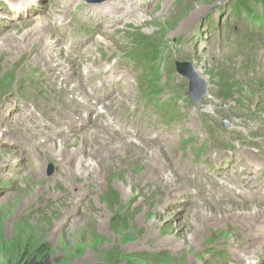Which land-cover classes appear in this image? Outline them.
Returning <instances> with one entry per match:
<instances>
[{"label":"rangeland","instance_id":"obj_1","mask_svg":"<svg viewBox=\"0 0 264 264\" xmlns=\"http://www.w3.org/2000/svg\"><path fill=\"white\" fill-rule=\"evenodd\" d=\"M110 1L103 2L110 4ZM134 1L127 0L132 6H134ZM231 1L168 0L165 3L167 9L163 11V0H151L150 2L146 0L147 4L143 7L147 8L136 10L137 12L135 11L130 18L117 26H112L111 28L115 29L113 36L106 39L98 34L102 33L104 27L93 26L97 22L89 26L91 10L85 5L89 2L82 1L80 13L81 15L84 13L85 19L74 20L70 26L72 33L81 36L84 42V47H79L77 52L81 51L80 57L85 62L83 64L85 67L89 64L85 59V47H88L91 41L99 39L103 42V45H100L102 54L92 48L93 54L98 57L100 55L109 56V47L111 51H115L125 44L127 51L134 46V36L131 34L134 30L139 31L138 34H144L142 37L147 38L144 42L146 46L150 45L152 51L155 48H161L158 42L164 43L161 49L163 53H166V58L160 70L157 68L158 73L152 75L153 79L149 88L151 92H153L151 88L155 87L163 86L165 89L171 86L173 88L172 84L162 82L161 79V73L164 74V71L170 70L175 77V81H171L176 85L177 92L176 97L169 98L171 100L180 99L179 90L187 96L188 84L185 78L176 73L172 61L174 59L188 62L197 75L207 81L205 83L208 86V92L204 99L210 97L208 94H211L213 98L207 100L209 104L204 106V110L208 112L206 115H202L200 109H196L191 102L187 101L183 104L178 101L180 107L175 109V112L181 120L174 122L178 124L171 125L172 127L166 124L168 121L166 117H159L153 110L147 114L148 107H144L137 99L136 95L139 96L136 85L137 73L139 70L143 74L147 73L148 68L147 64L141 68L137 67L143 63V60L127 56L124 62L128 68L136 72V76L131 78L135 84L132 90L128 89L125 92L123 82L113 81L114 78L105 72L101 75L103 76L101 80L104 81V89L106 88L104 96L106 97L100 92L103 98L84 93L79 97L82 104L76 110H67L60 116L52 117L44 113L45 117H43V112L36 107L37 99L33 90L37 91L38 87H44L49 77L45 76V80L40 81L42 72L39 73V68L46 67V63L36 60L35 57L34 63L32 60L36 49V45L31 42L33 36L29 34L32 25L17 26L19 32H14L9 28L3 29L0 33V49L4 47L6 51L1 53L0 50V79L2 81L0 103L4 92L9 88V85L6 87L7 82L17 84L16 87L20 90L19 97L34 99V102L30 118L24 122V127L15 129L16 134L19 135L11 139L12 142L9 140L7 144L0 146V150L12 152L13 158L15 156L25 157L20 164H17L15 160H6L0 166V264H18L20 257L41 260L46 257L48 258L47 264H227V249L222 243L224 239L232 238V231L227 230L225 226L212 231L210 227L212 225H206L203 235L188 240L199 223L195 219L197 212L203 211L207 214L209 211L212 214L208 215L211 219H203V224L204 220L216 221L217 219L214 218L219 215L218 213L224 219L225 214H229L222 209L199 205L200 198L193 193L196 190L192 185L194 179L192 170L190 172L183 170V173L185 172L183 177L188 180L186 183L175 173V163L171 157L169 159L166 157L162 149L163 155L161 156H164L165 162L168 161L167 169L160 168L161 170L158 169L157 172H151L145 168L151 164V160L145 157L142 159V156L145 153L147 155L151 149L154 150L152 153L154 155L157 146L147 150L143 147L137 149L133 147L130 152L129 148L127 149V145L130 146L128 141L125 149L121 147L124 149L123 152L115 148L104 151L106 146H102V137L99 142L101 148L96 147L95 150L92 144H88L87 139L89 141L94 139L91 134L97 133L94 129L97 128L101 130L104 142L109 144H112V141H108L107 136L120 140L130 139L134 142L135 134L127 135L129 125L122 118L137 115L143 123L147 122L148 118L150 120L155 118L157 122L154 125L158 129L169 127V130L173 128L183 130L188 127L189 130L195 132V127L199 128L200 136H205L202 154L203 157H208L211 156L208 150L214 144V136L204 132L200 126L224 130L232 125L235 132L238 130L235 125H239L247 139L250 138L249 141L252 144L255 142V147L253 145L251 149L253 155L262 157L264 161V91L261 89L264 86V73L262 72L264 48L260 49L264 43V25L257 24L255 36L253 38L248 36L251 35L249 32L251 22L247 20H252L253 14L250 12L246 14L247 20L240 13L234 15L230 11ZM252 1L256 9L261 10L260 2L263 0ZM57 2L62 4L63 0ZM37 3L41 5L43 1L38 0ZM158 3L159 6L151 5ZM4 7L14 16L13 8L0 1V12ZM119 12V16L125 15L124 10ZM156 12L160 15H156ZM194 12H198V16L194 15ZM41 13L43 14V11ZM7 23L14 25V21L8 17H3L0 21L2 26ZM68 24L70 22L67 20L62 22L63 26ZM49 27L54 29L53 25ZM186 29L188 31L183 32ZM7 32L14 34V40L17 36L19 38L21 34L22 36L25 34L21 40L25 44L16 43L18 49L10 47L7 49L8 46L5 47L1 42L3 35ZM105 44L107 45L104 46ZM171 45L174 49H169L172 50L169 53L166 47ZM148 49L149 46L140 47L137 53L147 56L149 55ZM116 60V56H112L93 69H110ZM198 60H208V62L198 65ZM165 77L168 78V74L164 75ZM141 79L144 83L147 81L145 76ZM100 83L97 79L91 85L95 87L94 84L100 85ZM220 83L226 87L221 92L217 88ZM49 89L47 87L45 95L40 93V101L47 100ZM130 91H133V95L131 101H128L127 96ZM115 93L120 98L124 97L122 99L124 102L118 104L117 109L114 103L109 101L110 95ZM69 96L66 95L65 100ZM163 96H158V98L162 100ZM15 108L19 109V106ZM92 110L93 112L97 110L95 114L100 118L98 123H93L90 119ZM9 114L14 115L13 109L9 110ZM22 114L15 121H20ZM203 119L210 120V127L203 124ZM80 120L84 123L80 124ZM224 120L228 123L226 127L223 126ZM184 121H186L185 124H181ZM131 122H134V119H131ZM137 131L139 133L141 129L138 128ZM183 133L184 135L176 132L172 134L174 135L171 140L173 141L172 156L178 152L177 147L181 148V141L187 136L188 131L185 130ZM256 135L258 136L254 138L253 136ZM63 138H68L69 142L61 144ZM20 140L29 141V143L21 148L18 145ZM167 142V139H158L154 136L143 139L139 135L137 138V144L144 147H152V144H167ZM50 143H53V147ZM60 145L63 146L62 149ZM116 147L119 145L117 144ZM76 148H81L80 154L83 157H76L74 164L81 172L77 171L72 180V178L68 179L66 174L75 167H67L64 160H67L71 150L73 149V153ZM231 148L237 150L236 142L231 143ZM108 151L115 152L116 156ZM134 153L136 156H132ZM73 155L76 156L75 152ZM52 156L53 159H50ZM102 156L105 164L99 161L103 160ZM191 158V151L189 147H186L183 164L186 159L187 162H191ZM128 162L133 165L124 168ZM203 162L201 168L206 172L205 187L210 186L207 187L208 189L218 186L220 180L215 179V175L224 179L225 175L238 172L241 168L239 164H234V156L226 162L224 160L216 162L213 166L205 164L207 161ZM32 163L36 164L34 169L29 168ZM224 164L226 168L222 166ZM82 165L87 169H84ZM117 168L122 169L113 172V169ZM247 169L250 171L251 181H256L259 187L264 186V172L257 177L252 163L247 166ZM242 171L239 172L240 177L243 176ZM158 172L167 174L159 176ZM70 187L73 188L69 190ZM241 187L244 189L243 195H230L229 197L230 205L234 209L238 206H249L246 191L253 192V190L244 183ZM77 189L82 191L83 196L72 201L69 195L71 191ZM180 189L184 190L182 196L178 195ZM256 193L263 195L264 191ZM54 195L59 198L55 199ZM237 201L243 205H238ZM194 204L196 205L193 206ZM74 205L75 209L72 210ZM249 208L253 209V207ZM242 220H245L244 217ZM210 242L217 243L219 246L207 248L211 245Z\"/></svg>","mask_w":264,"mask_h":264},{"label":"bare ground","instance_id":"obj_2","mask_svg":"<svg viewBox=\"0 0 264 264\" xmlns=\"http://www.w3.org/2000/svg\"><path fill=\"white\" fill-rule=\"evenodd\" d=\"M4 1L10 6H13L11 8L17 9L18 12L14 16H9L10 14H6L2 16V13H6L8 11V9H2V11L0 12V21L3 20V17L7 16V17H10V19H13L14 25H10L7 23L2 26L0 24V33L5 28L13 29L14 32H19L20 30L17 28V26L25 27L27 25H30V26L32 25V29H31V32H29V34L33 36L31 42L36 45L35 54L32 58L33 63H34V57L36 60H41L46 63V69H44V67L39 68V73L44 72L46 76L49 77L47 78L48 80L47 83L50 88L49 89L50 93H49L47 100L40 101L37 104V107L41 109L40 112H43V115H42L43 117H45V114L48 117H52L54 115L60 116L64 111L76 110L81 105L82 102L80 98L76 103H75V100H69L68 102H66L64 98L66 95L81 96L82 94L87 93L97 98H103L99 94V92L104 96L105 91L95 90L92 87L91 83L94 82L96 78H98L105 72L109 73V75L114 78L113 81H116L117 83L123 82L125 92H127L128 89L132 90V88H134L135 84L131 81V78L136 76V72L132 68L130 67L128 68L127 67L128 65H126V62H124L125 56L127 53V51L125 50V44L120 46L115 51H111L109 47L108 48V50L110 51L109 56L100 55V57H98L96 56V54H93L92 48H94L97 52L101 53L100 47L103 45V42L99 39L98 41L96 40L91 41L89 43V46L85 47V59L89 62V64L86 67L85 65H83L85 62L82 61L80 57L81 51L79 52L77 51L79 47H84V42L80 38L81 36H77L76 34L72 33L70 26L74 20L82 19V15L80 13L81 11L80 6L82 5V1H85V0H63L62 4L58 3L56 0H53V2H46V0H41L43 1V3L39 5L38 8H35V9H33V7L30 8L29 5L31 3H34V5L36 6V4H38L37 3L38 0H4ZM48 1H51V0H48ZM148 1L150 2L151 0H148ZM167 1L168 0H163L164 2V6L162 9L163 11H166L167 9L166 4H165ZM89 2L90 3H85V5L89 7L91 10V13L94 14L95 19L97 21V25H100L105 28L103 29L102 33H98L104 39L110 36H113L115 29L111 28L112 26H117L122 21L130 18L136 10L138 9L142 10L143 8H147L146 6L143 7L144 5L147 4L146 0L145 1L135 0L134 1L135 7L129 4L127 0H111L110 4L105 3V2L97 3V0H92ZM151 5L159 6V3L157 5L156 4H151ZM23 9L25 12L20 11ZM199 9L202 10L203 8H199ZM95 10H98V11H95ZM123 10H124L125 15L119 16L118 14L120 13L119 11H123ZM41 11H43V14L41 13ZM197 13L194 12V15L196 14L198 16ZM156 15L159 16L160 14L156 12ZM65 20L70 22V24H68L67 26H63L62 22ZM49 25H53L54 29H51ZM11 26H13V28ZM47 26H48V29H47ZM187 31L188 29L184 30L183 32H187ZM133 32L135 34L139 33V31L137 30H134ZM27 35L28 34H26V36ZM23 36L21 34L19 38L17 36L16 37L17 39L14 40L15 38L14 34L12 33L10 34V32L9 33L7 32L3 35L1 39L2 45H5V47L8 46L6 47L7 49H9V47L18 49L19 47L16 46V43H22V45L25 44L21 42ZM99 42L101 44H99ZM65 45L66 47H64ZM106 45L107 44H105L104 46ZM3 48L4 47L0 49L1 53H3V51H6ZM171 51L172 50H169V53ZM88 54L90 55L89 57L87 56ZM112 56H116L117 60L113 63V66L110 69L108 68L107 69L105 68L104 70H101V69L94 70L93 69V68L99 67V65H101V62H103L104 60H108ZM205 62H208V60H198L197 64L202 65ZM262 65H263L262 72L264 73V51H263ZM152 66L155 67V64H153ZM55 67L57 68L58 72L55 71ZM155 73H158L157 69ZM152 79H153V76H150L149 84L147 85L148 90L146 92H141V87H142L141 81L137 80L136 82V85L138 87V93H139V96L136 95V97L137 99L140 98V100H142L143 102H146V105L148 107L147 114L151 110H153L154 113L157 112L154 105L162 101L158 98V96H162L164 95V92H166L163 86H161L162 94L158 92V93H155L157 95L155 96V94L151 92L149 88ZM172 80L175 81V77ZM164 81L167 82L166 80ZM1 83L2 81L0 79V86H1ZM167 83H170L173 85V88H172L173 92L171 91V97L169 98L176 97L177 96L176 85L173 84L171 80ZM8 85H9V88H7V90L4 92V95L2 96L3 100L0 103V146L7 144L9 140L12 142L11 139H14L15 137L19 135V134H16L15 129L24 127L23 126L24 122H26L30 118V115L32 112V105L34 102V99L19 97L20 90L17 89L16 87L17 84L15 83L6 84V87ZM261 89L262 91H264V86ZM33 94H34V91H33ZM132 95H133V91H130L127 96L128 101H131ZM250 97H253V96H250ZM123 98H120L119 95L115 93L114 95H110L109 101L114 103L115 109H117L118 108L117 105L120 104L121 102H124V100H122ZM12 99H16V101L13 102ZM169 101L177 102L178 99L177 100L169 99ZM11 103H14V105H11ZM16 106H19V109L18 108L16 109L15 108ZM22 108H24L23 111H22ZM10 109H13L14 115L9 114ZM95 112H97V110H94V112L92 110V116L90 119L92 120L93 123H98L100 118L99 116L95 114ZM101 112L105 113L104 111H101ZM21 114H22V117L20 121H15L18 119V117ZM131 119H134V122H131ZM74 120H75V117H74ZM81 120L79 121V123L83 124L84 122H82ZM122 120L128 123L129 125L127 135L132 136L133 133L135 134L136 140L134 142L131 141L130 139L120 140L119 138L113 139L107 136V140L112 141V144H109L108 142H104V136L101 133V130L94 128L95 130H97L96 131L97 133L91 134L94 137V139L92 141H89L87 139L88 144H92V147L94 150L96 149V147L97 149L101 148V143L99 142L102 137L103 139L102 146L104 147L106 146L104 148V151L106 149L108 150L112 148H113L112 150H114L115 148L116 150L123 152V150L126 147V143L128 144V141H129L130 146L127 145L128 146L127 149L129 148L130 152H132L133 147H135L136 149L143 147L147 150L148 148H153L154 146H157L154 155H152L154 150L151 149L149 153L147 152L148 153L147 155L145 153L142 156V159L143 157H145L147 160H151V164L145 167L151 172H157L158 169L160 168L163 170L167 169L168 161L166 160L165 162L164 156H161L163 155L161 151L162 149L166 157L168 159L169 157H171V159L173 160V163H175L176 165L175 173L179 177L184 179L186 183H188V180L183 177V175H185L184 174L185 172L183 173V170H187L188 172L192 170L193 175H194L192 185L196 189V191H194L193 193L196 196H199L200 198L199 205H201L202 207L222 209L226 213H229V214H225L226 216L225 219L224 217L221 218V214L218 213L219 215L214 218V219H217L216 221L211 222L209 220H204V224H203V219H211L208 217V215L210 216L212 214L209 213V211L207 212V214L206 212H204L205 215L203 211L197 212L198 215L195 216V219L198 220L199 223L197 227L195 228V230L191 233V236L188 238V240L196 239L200 235H203L204 231H206V227H205L206 225L208 226L212 225L210 226L212 231H214L215 228H220L222 226H225L227 230L232 231V238L224 239L222 243L223 246L227 249V254H226L227 264H249L251 262L254 264H264V196L258 195L256 193L250 194L251 190H247L246 199L249 197V204H248L249 206L244 207L242 206L243 204H241L240 201H237L238 202L237 204L242 206V207L238 206V208H235L237 209V211L234 208H232V206L230 205V201H229L230 195H243L244 189L241 187L242 183L249 186L253 191H256V192L264 191V186L259 187L256 181H251L250 172L247 170V168L244 167L242 169L243 176L240 177L238 172L231 173L230 175H226L225 183L223 184L218 183L217 187L208 189L207 187H210V186L205 187V181L207 179V176H206V172L201 168L199 151L197 149V147L203 141V138H204L203 136L198 137L195 141L196 144L194 145V149H193V161L187 162L186 161L187 159H186L183 164V160L185 157V150L183 148L177 147L178 152L174 156H172L173 141H171L174 136L172 135L173 132H176L179 135H182V128H178V129L173 128L172 130H169L167 128L158 129L153 124L157 122L155 118L153 120H150L148 118V121L143 123L141 122V120L138 118L137 115L125 116L122 118ZM256 121L258 122V120ZM168 126L172 127L171 123H169ZM138 128L141 129L139 133L137 131ZM235 128L238 129L235 131L236 135L241 137L243 134H242V130L240 126L235 125ZM139 135L143 139L154 136L158 139H164V140L167 139L168 142L167 144H161V145L152 144L151 145L152 147H148V146L144 147V146H141L140 144H137V138L139 137ZM249 140L251 139L249 138ZM66 141L69 142L68 138H63V141L61 140L60 143L63 144V142L65 143ZM27 143H29V141L20 140L18 145L21 148H23L27 145ZM97 143H98V146H96ZM117 144L119 145V147H116ZM50 146L53 147V143H50ZM121 147H124V149H122ZM60 148L62 149L63 146L61 147L60 145ZM72 150H71V153H69L70 156L68 157V159L64 160L65 165L67 167H70V166L75 167V169L71 171L69 170L67 172L66 177L68 179H71L73 176H76V172L80 171L74 164L76 163V157H83L80 154L81 148L74 149L76 150L74 151L76 156L73 155L74 152L72 153ZM235 152H239V151L236 150ZM235 152L233 150H230L228 154L224 152L223 150H217V157L218 159H224V158H227L230 154H234ZM11 154L13 155L12 152L10 153L9 151L0 150V166H2V163H4L6 160L7 161L15 160L17 164L18 163L20 164L22 163V159H25L24 156L23 157L15 156V158H13ZM111 154H113V156H116L115 152ZM61 155H58V157H61ZM248 155L254 162H257L258 160H260L256 155H252L251 153H249ZM132 156H136V154L134 153ZM50 159H53V156ZM92 159H94V157ZM102 159H103V156H102ZM99 161L103 163L105 159L99 160ZM260 161L264 167V161L263 160H260ZM35 163L30 164L29 168L34 169L36 167ZM128 165H133V163H130V162L126 163V166L124 168H127ZM84 169H87V168L85 167ZM121 169L122 168L113 169V172L119 171ZM162 174H167V173L158 172L159 176H161ZM258 175L259 174H256V176ZM170 176L171 177L173 176L172 172ZM176 179L178 178L176 177ZM66 185H68V183H66ZM72 188L73 187H70L69 190H71ZM183 192L184 190L180 189L178 191V195L182 196ZM69 196L72 199V201H76L75 198H81L83 196V193L81 190L77 189L75 191H71ZM54 198L58 199L59 197L57 195L56 196L54 195ZM254 203H256V205H254ZM195 205L196 204H194L193 206ZM74 207L75 205L72 207V210L75 209ZM249 207H253V209L251 210V208ZM243 217L245 220H242ZM231 218H233L234 220H232ZM234 221L236 223H233ZM214 242H210L209 244L211 245L207 246V248H213V247L219 246L217 243H214Z\"/></svg>","mask_w":264,"mask_h":264},{"label":"water","instance_id":"obj_3","mask_svg":"<svg viewBox=\"0 0 264 264\" xmlns=\"http://www.w3.org/2000/svg\"><path fill=\"white\" fill-rule=\"evenodd\" d=\"M89 1H92V0H89ZM176 65H177V70L181 74L187 76V78L189 79L190 89H191L190 95L194 99V102L196 104H198L200 97L203 94H205V92L207 90L206 83L202 79L197 78V76L192 71L193 70L192 67L188 63L177 62ZM199 81H200V92L198 94H196V87L199 86Z\"/></svg>","mask_w":264,"mask_h":264},{"label":"trees","instance_id":"obj_4","mask_svg":"<svg viewBox=\"0 0 264 264\" xmlns=\"http://www.w3.org/2000/svg\"><path fill=\"white\" fill-rule=\"evenodd\" d=\"M239 1V5H246L248 0H238ZM43 260V261H42ZM41 259H31L29 257H20L18 264H47V260L48 258L43 257Z\"/></svg>","mask_w":264,"mask_h":264}]
</instances>
